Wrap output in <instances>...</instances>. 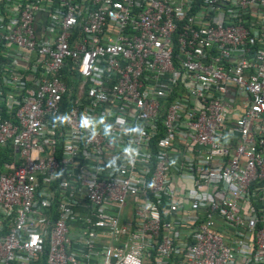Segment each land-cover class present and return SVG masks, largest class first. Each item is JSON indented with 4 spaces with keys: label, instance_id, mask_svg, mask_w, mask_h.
Returning a JSON list of instances; mask_svg holds the SVG:
<instances>
[{
    "label": "built area",
    "instance_id": "built-area-1",
    "mask_svg": "<svg viewBox=\"0 0 264 264\" xmlns=\"http://www.w3.org/2000/svg\"><path fill=\"white\" fill-rule=\"evenodd\" d=\"M0 264H264V0H0Z\"/></svg>",
    "mask_w": 264,
    "mask_h": 264
}]
</instances>
